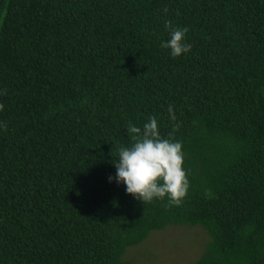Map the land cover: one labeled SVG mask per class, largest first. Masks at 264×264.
<instances>
[{"label": "trees", "instance_id": "obj_1", "mask_svg": "<svg viewBox=\"0 0 264 264\" xmlns=\"http://www.w3.org/2000/svg\"><path fill=\"white\" fill-rule=\"evenodd\" d=\"M151 116L179 205L108 179ZM0 125V264H130L168 226L205 230L194 264H264V0H0Z\"/></svg>", "mask_w": 264, "mask_h": 264}, {"label": "clouds", "instance_id": "obj_2", "mask_svg": "<svg viewBox=\"0 0 264 264\" xmlns=\"http://www.w3.org/2000/svg\"><path fill=\"white\" fill-rule=\"evenodd\" d=\"M169 26L170 22L165 21V28ZM186 32V28L171 27L161 47L172 57L188 53L191 45L186 42ZM168 114L171 120H176L171 105ZM126 131L133 143L118 149L115 176H110L109 182L114 179L123 184L127 194L143 203L167 197L169 203L179 205L189 189L182 143L162 137L155 116L149 117L142 127L129 124Z\"/></svg>", "mask_w": 264, "mask_h": 264}, {"label": "rangeland", "instance_id": "obj_3", "mask_svg": "<svg viewBox=\"0 0 264 264\" xmlns=\"http://www.w3.org/2000/svg\"><path fill=\"white\" fill-rule=\"evenodd\" d=\"M208 242L201 227L168 226L127 247L122 260L130 264H194Z\"/></svg>", "mask_w": 264, "mask_h": 264}]
</instances>
